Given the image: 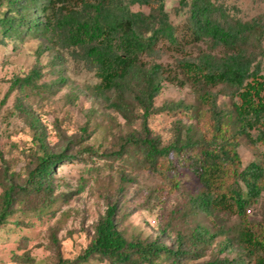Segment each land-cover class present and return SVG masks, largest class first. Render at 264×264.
<instances>
[{
  "label": "rangeland",
  "instance_id": "1",
  "mask_svg": "<svg viewBox=\"0 0 264 264\" xmlns=\"http://www.w3.org/2000/svg\"><path fill=\"white\" fill-rule=\"evenodd\" d=\"M112 1L115 5H127L135 13H153L155 20L158 11L163 10L174 26L179 46L161 37L152 54L140 57L146 67L162 64L166 74H170L177 70L178 61L186 55L196 58L203 53L224 56L228 52L225 45L215 44L209 37L197 41L189 39L186 27L192 0ZM209 1L215 7L213 17L219 21H251L258 24L257 30L264 32V0ZM4 3L0 4V13L7 10ZM263 36L251 32L244 46L253 58V65L259 63L264 76ZM33 71L39 76L31 82H16L17 78L24 79ZM98 82L85 59L73 48H62L52 31L6 38L0 30V194L8 184H14L16 190L26 185L33 162L44 152L37 132L40 131L47 152L69 156L52 169L50 179L55 198L52 204L47 205L42 197L30 194L20 195L11 206V214L0 225V264H56L59 256L74 259L90 242L94 224L112 201L119 202L118 227L127 237L160 236L159 239L171 244L176 230L191 232L202 227L210 232L218 225H225L231 235L235 234L234 229L239 225L235 216L221 212L212 215L196 207L195 213L190 200L199 190V182L192 171L180 168L177 174L168 171L165 175L164 171L142 167L131 155V145H125L127 152L121 151L126 136L140 131V111L132 110L129 117L133 122H127L110 106L107 97L94 94ZM217 90L219 106L229 108L230 98L222 94L226 89L219 86L213 89ZM179 101H182L179 110H165L148 117L149 128L160 137L162 144L173 138L177 126L194 122L193 111L185 106L196 104V96L189 86L181 87L163 80L154 104L161 106ZM117 150L120 151L114 153ZM237 151L241 168H244L252 161L261 160L264 144L250 145L244 137H239ZM172 175L180 179L179 188H172L157 199L158 186L169 184ZM123 176L131 179L121 191ZM246 213L261 220L264 193ZM162 228L168 231L161 233ZM223 238L224 235H218L207 244H197L201 248L206 246L201 257L185 258L174 264L234 260L239 249L234 242L230 251L222 250ZM85 264L111 263L91 260ZM161 264L171 262L164 260Z\"/></svg>",
  "mask_w": 264,
  "mask_h": 264
},
{
  "label": "trees",
  "instance_id": "2",
  "mask_svg": "<svg viewBox=\"0 0 264 264\" xmlns=\"http://www.w3.org/2000/svg\"><path fill=\"white\" fill-rule=\"evenodd\" d=\"M1 3L7 6L0 13L4 37L52 31L62 48H73L94 71L99 79L95 95L107 97L110 106L129 123L133 122L129 113L140 111V131L126 136L123 153L127 152L125 145H131V155L142 167L164 171L165 175L168 171L177 174L180 168L192 171L199 182V190L190 200L192 207L212 215L221 212L235 216L239 224L234 235L225 225H218L210 232L202 227L191 232L176 230L171 244L159 239L160 236L127 237L118 227L119 202L112 201L94 224L90 242L81 253L72 260L59 256L56 264H85L91 260L111 264H161L166 260L174 264L185 258L201 257L206 246L201 248L197 244L209 243L218 235H224L222 250L230 251L232 243H236L239 249L236 258L207 260L201 264H264V214L257 220L246 213L264 193V152L259 162L252 161L241 168L237 151L239 137H244L250 145L264 144V76L259 63L253 65V58L244 46L251 32L255 36L264 34L257 30L258 24L237 19L219 21L213 17L215 7L209 0H192L186 27L189 39L209 37L215 44L225 45L228 52L224 56L203 53L191 58L186 55L178 61L174 73L166 74L162 64L146 67L140 59L143 54L155 51L161 37L179 46L175 28L163 10L158 11L155 20L153 13H135L127 5H115L112 0H0ZM40 14L44 17L40 18ZM38 76L33 71L16 82L28 83ZM163 80L189 86L196 96V104L185 106L193 111L194 122L177 126L173 138L166 144H162L147 123L151 114L174 112L182 106V101L154 104ZM217 86L226 89L222 94L230 98L229 108L219 106V90L213 91ZM34 123L31 125L37 130ZM37 133L44 152L33 162L25 186L18 190L14 184L3 187L0 225L6 222L11 206L20 195L34 194L47 201V205L55 201L50 175L54 165L69 156L47 152L40 131ZM130 179L123 176L119 190L123 191ZM168 180L169 184H160L155 191L157 199L164 197V192L179 188L178 177L172 175ZM167 231L161 229V233Z\"/></svg>",
  "mask_w": 264,
  "mask_h": 264
}]
</instances>
